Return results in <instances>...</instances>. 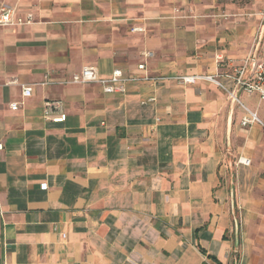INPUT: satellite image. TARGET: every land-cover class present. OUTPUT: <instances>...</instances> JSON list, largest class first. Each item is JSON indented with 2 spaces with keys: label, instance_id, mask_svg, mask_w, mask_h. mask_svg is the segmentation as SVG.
Wrapping results in <instances>:
<instances>
[{
  "label": "crops",
  "instance_id": "crops-1",
  "mask_svg": "<svg viewBox=\"0 0 264 264\" xmlns=\"http://www.w3.org/2000/svg\"><path fill=\"white\" fill-rule=\"evenodd\" d=\"M1 1L34 21L0 27V264H262L264 101L228 75L264 0ZM85 65L160 79L59 83Z\"/></svg>",
  "mask_w": 264,
  "mask_h": 264
},
{
  "label": "built area",
  "instance_id": "built-area-1",
  "mask_svg": "<svg viewBox=\"0 0 264 264\" xmlns=\"http://www.w3.org/2000/svg\"><path fill=\"white\" fill-rule=\"evenodd\" d=\"M262 17L264 18V11L261 12ZM34 21L33 16L31 14L27 15L26 17H20L16 14V6H10L5 2L0 0V27L6 26H16V25H27ZM140 28H131V31L139 30ZM142 55L144 57H150L152 55L149 51H143ZM252 55L247 57L243 64L238 67L234 68L233 74L228 75L233 77L235 80L236 86L241 88L247 94L256 93L259 96V100L264 101V65L261 62H257L256 59L254 63L251 65ZM251 66V77L246 78L245 75L247 73L248 66ZM138 69H144L145 64L140 63L137 65ZM160 79L159 77H152L149 76L147 73L142 75H132V76H124L120 69H114L108 76H101L97 69L91 65L82 66L81 69L77 72H74L68 78L60 81L61 84H88L94 83L101 86L103 92L105 93H116V92H123L124 84L127 81H142V82H154ZM176 79L183 84H191L194 83L198 79H204L208 81H212L218 83L216 78L212 76L206 75H186V76H179ZM41 84H47V82H43ZM33 93V86L32 85H24L21 87V95L23 97H29ZM229 94L235 98L233 92H229ZM236 99V98H235ZM237 100V99H236ZM18 104L16 102L10 104L11 109H16ZM43 117L45 119H49L54 122H61L65 119L66 115L63 112L59 102L56 101H45L43 104ZM55 114L54 116H51ZM257 117L255 113L249 112L245 115L241 120V125L246 126L252 122L257 121ZM3 144L0 142V150H2ZM242 159L239 158L238 161ZM244 163H249L248 160L243 159ZM61 237L64 238L65 234H61Z\"/></svg>",
  "mask_w": 264,
  "mask_h": 264
},
{
  "label": "water",
  "instance_id": "water-1",
  "mask_svg": "<svg viewBox=\"0 0 264 264\" xmlns=\"http://www.w3.org/2000/svg\"><path fill=\"white\" fill-rule=\"evenodd\" d=\"M264 32V23L261 26L260 32H259V37H258V41L257 44L254 48L253 54H252V61H251V65L254 63L256 57H257V52L260 46V42L262 40V35ZM232 192V190H231ZM232 214H233V223H234V235H235V240H234V251L236 252L238 250V242H239V221L238 218L235 216V207L234 205H232Z\"/></svg>",
  "mask_w": 264,
  "mask_h": 264
},
{
  "label": "rangeland",
  "instance_id": "rangeland-1",
  "mask_svg": "<svg viewBox=\"0 0 264 264\" xmlns=\"http://www.w3.org/2000/svg\"><path fill=\"white\" fill-rule=\"evenodd\" d=\"M264 11V6L261 8V10H259L258 11V15L261 17V25H263V23H264V18L262 17V15H261V12H263ZM263 21V22H262ZM260 32V31H259ZM264 33V32H263ZM262 38H263V36H262ZM257 41H258V39H257ZM263 243H264V241H263ZM258 251H259V253H258V255H256L255 257L258 259V263H262V264H264V244H263V246H262V248H258L257 249ZM261 252V253H260Z\"/></svg>",
  "mask_w": 264,
  "mask_h": 264
},
{
  "label": "trees",
  "instance_id": "trees-1",
  "mask_svg": "<svg viewBox=\"0 0 264 264\" xmlns=\"http://www.w3.org/2000/svg\"><path fill=\"white\" fill-rule=\"evenodd\" d=\"M236 259H237V257H236Z\"/></svg>",
  "mask_w": 264,
  "mask_h": 264
}]
</instances>
